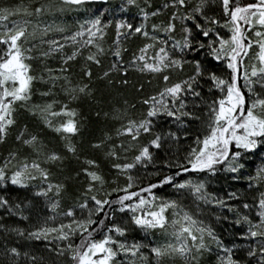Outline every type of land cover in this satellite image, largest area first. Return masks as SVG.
Returning a JSON list of instances; mask_svg holds the SVG:
<instances>
[{
    "label": "snow or ice",
    "instance_id": "1",
    "mask_svg": "<svg viewBox=\"0 0 264 264\" xmlns=\"http://www.w3.org/2000/svg\"><path fill=\"white\" fill-rule=\"evenodd\" d=\"M85 3H0V232L46 242L52 264H264V0H121L58 22ZM85 99L108 106L87 142ZM220 171L245 192H210ZM21 261L47 264L5 243L0 264Z\"/></svg>",
    "mask_w": 264,
    "mask_h": 264
},
{
    "label": "trees",
    "instance_id": "2",
    "mask_svg": "<svg viewBox=\"0 0 264 264\" xmlns=\"http://www.w3.org/2000/svg\"><path fill=\"white\" fill-rule=\"evenodd\" d=\"M8 2V0H0V3H5ZM121 0H108V4L105 5L103 0H86V4L88 6L86 7V12L89 15V12H96L97 10H103L105 6L115 8L117 5H119ZM117 11V18H119V9H116ZM78 17L74 18V16L71 15H66L62 16L61 19L63 22L67 23L69 27H72L71 23H76L75 19ZM111 19L112 17H108ZM73 20V21H71ZM71 21V22H70ZM114 36V28L110 27L109 28V40ZM136 43L138 41H132L130 44V51L135 47ZM129 58V54H125V59ZM109 58L106 57L104 60V67L107 66ZM35 64H38L39 62L36 61L34 62ZM83 63V58L81 57L78 61L72 62V70L74 74H79L80 73V65ZM58 64V59L53 58L48 61V65L50 67H56ZM93 68V75L94 78L98 77L103 68L99 66L92 65ZM128 79L131 81V83L127 86L121 87L120 91L125 92L129 98L135 97L136 91L133 85L136 83L140 77L136 73H130L128 76ZM104 81H98L97 82V87L101 88L104 91H107L106 89L103 88L104 86ZM36 88H44L46 87L44 84L37 83L35 85ZM78 107L80 108L81 115L84 117V129H83V138L85 142L88 140L94 138L95 136H99L101 134V129L104 127L103 123V115H101L99 118L95 116V112L97 110H103L107 111L108 106L106 103H95L94 101L90 99H85L82 100L79 104ZM21 119H27V117L21 113ZM8 145H0V152H3L4 149H6ZM250 163L248 164L246 171H252L255 167V165L260 163V160L258 157H250L249 158ZM104 165L102 164V167ZM164 171H167V169H164ZM233 174H230L225 171H220L218 172L215 176L210 177L208 179V190L210 192L216 193L219 196H224L227 192L233 191V190H239L242 194L245 192L246 189V181L244 180H232L231 176ZM165 191H168L167 188H162V189H157L158 193H164ZM13 197L19 196L21 198L28 196H32V191L31 190H23V189H16L12 191ZM39 202V201H38ZM230 203H236V201H229ZM215 210V209H213ZM227 214V213H225ZM2 215V214H0ZM4 221L8 223L9 225H19L20 227H29V223L26 221H21L19 218L12 217H4ZM214 226L217 228L218 233L225 238V240H229L231 238V225L230 221H223L221 220L218 223H215ZM132 237L136 239H140L143 236L142 232L135 231L131 234ZM10 244V245H17L22 247V249L28 250L30 252H33L34 254L38 255H43L46 258L47 264H52V261L56 259L54 253H49L46 248H45V243L46 242H37V241H28L25 238H20L16 237L15 234H11L10 236H5L2 232H0V250H2L4 244ZM21 264H23V261H21Z\"/></svg>",
    "mask_w": 264,
    "mask_h": 264
},
{
    "label": "rangeland",
    "instance_id": "3",
    "mask_svg": "<svg viewBox=\"0 0 264 264\" xmlns=\"http://www.w3.org/2000/svg\"><path fill=\"white\" fill-rule=\"evenodd\" d=\"M87 6H88V4L85 3L83 6H81L79 8L78 11H73V12L65 13L62 16L71 15V16H74V18L78 17L77 19H75V21L87 19L88 18V14L85 11ZM71 21H73V20H71ZM58 22H63V20L60 19V20H58ZM63 23H65V22H63ZM71 24H72V27L71 28H73V30H74L75 23H71Z\"/></svg>",
    "mask_w": 264,
    "mask_h": 264
}]
</instances>
